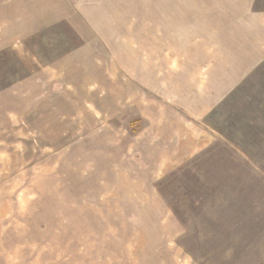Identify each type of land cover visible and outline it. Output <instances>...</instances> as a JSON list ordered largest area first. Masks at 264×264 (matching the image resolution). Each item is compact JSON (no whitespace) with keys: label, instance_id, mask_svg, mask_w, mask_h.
<instances>
[{"label":"rangeland","instance_id":"obj_1","mask_svg":"<svg viewBox=\"0 0 264 264\" xmlns=\"http://www.w3.org/2000/svg\"><path fill=\"white\" fill-rule=\"evenodd\" d=\"M0 264H264V0H0Z\"/></svg>","mask_w":264,"mask_h":264}]
</instances>
